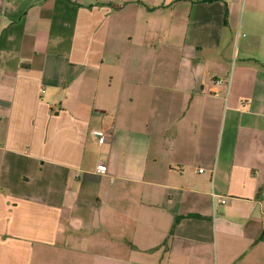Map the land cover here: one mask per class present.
Here are the masks:
<instances>
[{
    "label": "crops",
    "instance_id": "0c3cea01",
    "mask_svg": "<svg viewBox=\"0 0 264 264\" xmlns=\"http://www.w3.org/2000/svg\"><path fill=\"white\" fill-rule=\"evenodd\" d=\"M0 264H264V0H0Z\"/></svg>",
    "mask_w": 264,
    "mask_h": 264
},
{
    "label": "built area",
    "instance_id": "2783aa9c",
    "mask_svg": "<svg viewBox=\"0 0 264 264\" xmlns=\"http://www.w3.org/2000/svg\"><path fill=\"white\" fill-rule=\"evenodd\" d=\"M91 133H92V135L98 137L99 143H103L104 137L102 136V130L101 129H93ZM106 161H107V157L102 156V155L99 156L98 162H97V168H96L97 172H103L105 170ZM200 171H202V170L200 169ZM212 196H213V200L217 201V203H219L220 205L225 204L227 202V197L224 195L212 193Z\"/></svg>",
    "mask_w": 264,
    "mask_h": 264
},
{
    "label": "trees",
    "instance_id": "16d2710c",
    "mask_svg": "<svg viewBox=\"0 0 264 264\" xmlns=\"http://www.w3.org/2000/svg\"><path fill=\"white\" fill-rule=\"evenodd\" d=\"M181 218V216H176L175 219H174V222H173V226L175 223H177V221Z\"/></svg>",
    "mask_w": 264,
    "mask_h": 264
}]
</instances>
